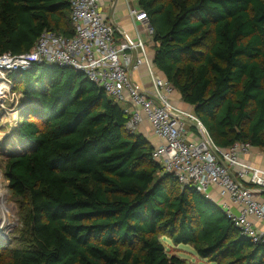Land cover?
Returning a JSON list of instances; mask_svg holds the SVG:
<instances>
[{
    "label": "trees",
    "instance_id": "trees-1",
    "mask_svg": "<svg viewBox=\"0 0 264 264\" xmlns=\"http://www.w3.org/2000/svg\"><path fill=\"white\" fill-rule=\"evenodd\" d=\"M154 29V61L214 141L264 150V0H137ZM70 0H0V55L30 51L45 30L74 34ZM9 77L28 104L6 176L25 201L21 245L0 264H188L163 242L190 244L214 264H264L193 187L153 160L154 145L85 75L34 63Z\"/></svg>",
    "mask_w": 264,
    "mask_h": 264
},
{
    "label": "built area",
    "instance_id": "built-area-1",
    "mask_svg": "<svg viewBox=\"0 0 264 264\" xmlns=\"http://www.w3.org/2000/svg\"><path fill=\"white\" fill-rule=\"evenodd\" d=\"M115 1L70 0L73 36L45 30L30 51L0 55V74L27 69L34 63L66 65L82 72L122 105L128 117L127 130L137 132L145 123L149 125L158 139L152 158L165 173L175 176L181 187H193L216 203L252 242L264 244V231L251 220H264V198L260 197L264 168L247 160L252 146L247 142L219 146L194 110L174 101L176 89L156 66L153 44L143 40L139 32L136 38L125 33L117 36L115 24L106 13ZM124 1L134 23L140 22L153 37L147 13L132 0ZM143 66L149 80L146 87H139L132 74ZM1 81L6 85L0 93L2 105L12 83L7 77ZM213 188L219 199L213 196Z\"/></svg>",
    "mask_w": 264,
    "mask_h": 264
},
{
    "label": "rangeland",
    "instance_id": "rangeland-1",
    "mask_svg": "<svg viewBox=\"0 0 264 264\" xmlns=\"http://www.w3.org/2000/svg\"><path fill=\"white\" fill-rule=\"evenodd\" d=\"M147 36L149 35L147 34ZM149 38L153 39L151 36L145 39L149 40ZM0 75V84L1 80L6 77L12 83L10 93L3 99L2 105L0 102V245L6 247L21 245L19 237L24 227L23 213L26 207L25 201L17 198L10 189L5 173L6 163L10 155L29 150L31 145L27 144L17 132L24 117L20 112L25 110L28 104L25 99H22V84L15 83L9 77L8 71L2 72ZM151 136L150 141L153 142L156 137ZM162 239L168 253L172 254L175 251L172 249L174 243L169 240L170 238L168 239V236H164ZM182 254L185 255L189 264H214L200 257L197 260L198 256L194 250L193 253H190L188 249Z\"/></svg>",
    "mask_w": 264,
    "mask_h": 264
},
{
    "label": "crops",
    "instance_id": "crops-1",
    "mask_svg": "<svg viewBox=\"0 0 264 264\" xmlns=\"http://www.w3.org/2000/svg\"><path fill=\"white\" fill-rule=\"evenodd\" d=\"M131 3L134 6H136L137 8H139L137 0H132ZM106 13L115 24L116 33H117L118 37H121L122 33H125L128 36H130L131 38H136L138 35V32H139L140 36L143 40H145L148 44H151V45L153 44L151 46V51H152L153 57L155 56V49H154L155 42H154V40L150 39V38H149V40L145 39L146 37L148 38L149 36H147V32L144 30L145 29L144 26L140 22L134 23L132 18L129 16L127 5H126L124 0H116L113 8H111L110 6L107 7ZM132 77L139 87H146L148 85L149 77L147 74V70L144 66L141 67L139 72H134L132 74ZM173 99L179 106H181L185 109H188V110H193L192 106L186 104L182 100V96L177 89L173 95ZM137 132L143 134L145 137H147L149 139V141L151 140L152 133H151L150 127L147 123L142 125L139 128V131H137ZM151 143L153 145H156L158 143V139L157 138L154 139V141ZM246 157H247V160L251 164H253L255 166H261L264 168V150L263 149H260L258 147H252L249 155H247ZM246 182H247V184H250L248 180ZM212 192H213V196L215 198L219 199L218 191L216 190V188H213ZM260 197L264 198V192L262 195H260ZM251 220L255 222L256 227L259 230L264 231V220H257L254 217H252ZM169 240L172 242L171 239H169ZM172 249H175V251H173L172 254L178 255L179 257L185 259L186 261H187V258L184 257L185 256L184 254H182L183 251H186L188 249L190 250V253H193V250L195 251L193 246L190 244H179V245L173 244ZM196 255H197V253H196ZM199 257L200 256H198L197 260H199ZM200 258H202V257H200ZM203 259H206V258H203Z\"/></svg>",
    "mask_w": 264,
    "mask_h": 264
},
{
    "label": "bare ground",
    "instance_id": "bare-ground-1",
    "mask_svg": "<svg viewBox=\"0 0 264 264\" xmlns=\"http://www.w3.org/2000/svg\"><path fill=\"white\" fill-rule=\"evenodd\" d=\"M5 87H6V85L1 82V84H0V93L6 89Z\"/></svg>",
    "mask_w": 264,
    "mask_h": 264
},
{
    "label": "water",
    "instance_id": "water-1",
    "mask_svg": "<svg viewBox=\"0 0 264 264\" xmlns=\"http://www.w3.org/2000/svg\"><path fill=\"white\" fill-rule=\"evenodd\" d=\"M59 65V64H58ZM59 66H61V67H67V68H72V69H75L74 67H71V66H66V65H59ZM75 70H77V69H75ZM78 71V70H77Z\"/></svg>",
    "mask_w": 264,
    "mask_h": 264
}]
</instances>
